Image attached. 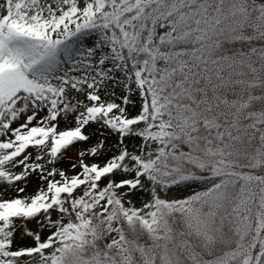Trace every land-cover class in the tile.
<instances>
[{
    "label": "trees",
    "instance_id": "16d2710c",
    "mask_svg": "<svg viewBox=\"0 0 264 264\" xmlns=\"http://www.w3.org/2000/svg\"><path fill=\"white\" fill-rule=\"evenodd\" d=\"M129 10V27L117 48L103 53L105 66L95 61L88 73L134 94L141 112L124 119L100 107L97 122L147 138V152L131 154L135 169L151 170L158 183L184 175L215 180L176 204H151L148 216L160 228L153 239L134 206L127 209L122 199L111 198V182L96 186L81 156L82 179L73 193L53 187L47 193L62 209L77 194L81 208L70 213V223L59 225L56 242L38 244L37 255L48 253L50 264L54 258L56 264H73L76 255L111 264L102 224L113 213L120 229L132 225L142 231L149 264H216L217 258L222 264L223 255L250 242L249 258L239 264H264V219H257L264 184V0H122L118 8L105 5L91 24ZM158 19L161 33L146 29ZM64 39L55 40L45 58ZM71 141L55 154L70 152ZM107 189L110 201L104 206L97 199ZM25 217L21 209L0 212V264L32 256L9 251Z\"/></svg>",
    "mask_w": 264,
    "mask_h": 264
},
{
    "label": "rangeland",
    "instance_id": "374dc122",
    "mask_svg": "<svg viewBox=\"0 0 264 264\" xmlns=\"http://www.w3.org/2000/svg\"><path fill=\"white\" fill-rule=\"evenodd\" d=\"M121 1L0 0V212L21 209L26 215L25 222L17 223L9 251L32 253L16 264H50L45 262L48 253L37 255L38 244L56 242L59 225L71 222L70 213L81 208L82 199L76 194L71 206L62 209L52 196L48 198V188L73 193L83 164L95 175L97 187L111 182V198L122 199L127 209L132 205L141 213L153 239L160 228L148 216L151 204H176L215 180L184 175L158 183L151 170L135 169L137 159L131 154L146 153L148 139L122 135L97 122L100 107L124 119H135L141 112L134 94L119 85L109 87L88 73L95 61L105 66L103 53L117 48L115 43L129 27L130 10L104 24L91 21L105 5L118 8ZM162 23L158 19L146 29L161 33ZM63 38L55 55L45 58L49 46ZM70 141L71 151L57 156L55 151ZM108 193L105 190L97 201L106 206ZM257 219L258 224L264 219V184ZM102 227L108 263L149 264L150 253L144 251L138 227L120 229L113 213ZM66 234L72 240L71 232ZM252 246L253 242L246 248L236 245L221 257L222 264L246 263ZM72 263L96 264L79 255Z\"/></svg>",
    "mask_w": 264,
    "mask_h": 264
}]
</instances>
